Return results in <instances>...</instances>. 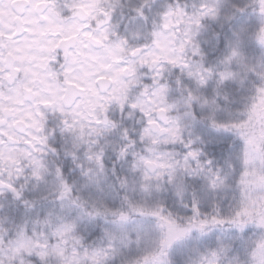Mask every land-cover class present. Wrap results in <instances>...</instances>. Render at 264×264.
I'll return each instance as SVG.
<instances>
[{
	"label": "snow or ice",
	"instance_id": "obj_1",
	"mask_svg": "<svg viewBox=\"0 0 264 264\" xmlns=\"http://www.w3.org/2000/svg\"><path fill=\"white\" fill-rule=\"evenodd\" d=\"M185 252L264 264V0H0V264Z\"/></svg>",
	"mask_w": 264,
	"mask_h": 264
},
{
	"label": "clouds",
	"instance_id": "obj_2",
	"mask_svg": "<svg viewBox=\"0 0 264 264\" xmlns=\"http://www.w3.org/2000/svg\"><path fill=\"white\" fill-rule=\"evenodd\" d=\"M137 0H123V3L128 5V4H134L136 3ZM160 2H166V0H160ZM117 120H119V115L117 114ZM139 116H137V121H139ZM127 124L129 127H132V122L131 121H127ZM137 127H139L138 123H137ZM144 148L143 144H140L139 147L137 148V151H140L141 149ZM157 148L161 151H174L176 153H181L182 152V148L180 145H165L163 143H161L160 145L157 146ZM57 159H59V157H57ZM118 164H120L119 161H117ZM121 169L123 170V172H127V165H123L120 164ZM69 171H71V166L69 165ZM165 187L167 188L166 191H161L160 193H157L156 195L160 198L166 199L169 207L174 208L178 213L183 214V209L180 207L179 202L175 200L174 195L172 193L171 190V186L169 185H165ZM186 259V252L183 255L178 254L177 255V261L178 264H184V260Z\"/></svg>",
	"mask_w": 264,
	"mask_h": 264
}]
</instances>
